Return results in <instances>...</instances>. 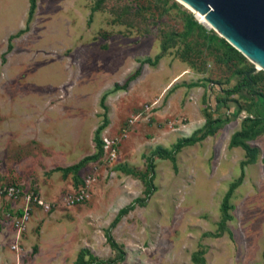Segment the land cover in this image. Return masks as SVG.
I'll use <instances>...</instances> for the list:
<instances>
[{"label":"rangeland","instance_id":"374dc122","mask_svg":"<svg viewBox=\"0 0 264 264\" xmlns=\"http://www.w3.org/2000/svg\"><path fill=\"white\" fill-rule=\"evenodd\" d=\"M28 9L0 0V264H264V72L176 0Z\"/></svg>","mask_w":264,"mask_h":264},{"label":"water","instance_id":"95a60500","mask_svg":"<svg viewBox=\"0 0 264 264\" xmlns=\"http://www.w3.org/2000/svg\"><path fill=\"white\" fill-rule=\"evenodd\" d=\"M200 14L221 38L264 72V0H176ZM256 66L259 70L256 69Z\"/></svg>","mask_w":264,"mask_h":264},{"label":"trees","instance_id":"16d2710c","mask_svg":"<svg viewBox=\"0 0 264 264\" xmlns=\"http://www.w3.org/2000/svg\"><path fill=\"white\" fill-rule=\"evenodd\" d=\"M36 1L37 0H28V3H29V9H28V15H27V24L31 21L34 13H35V10H36ZM217 34V33H216ZM166 50V49H164ZM160 56H158L157 58H155V60L153 61V63H156L158 61ZM147 62H151V61H147ZM138 72H136L133 76H131L130 78H128L126 80V82L121 86H116L115 89H125L128 84L137 76ZM245 82L248 83L249 82V79L245 76ZM104 100H105V96H103L100 100V105L102 108H104ZM192 139L190 138H186V139H182L181 141H179L176 145V148H175V151H178L180 150L184 145H186L187 143L191 142ZM245 151L246 153L248 154L249 153V156L250 158H254V154L253 153H250V149L249 147H245ZM252 152V151H251ZM162 156V154L160 155ZM164 156H170V154H164ZM81 166V163L77 164L76 166L74 167H70V168H67L63 171V174L64 175H67L68 173L70 172H76ZM238 182L231 185L224 197V200L222 202V209H223V212H224V217L225 218H228V215H227V210H228V200L230 198V195L231 193L234 191L235 187L237 186ZM135 204H141V200H136L135 202L129 204L128 206L122 208L119 212H118V215L114 218L113 220V225L118 223L121 219L122 216H124L125 214H127L130 210H132L134 208V205ZM107 235V239L109 240L110 244L113 246V247H116V245L110 241V237H109V234H106ZM119 259H123V254L120 253V256H119ZM80 261L82 264H85L83 263V260L82 258H80Z\"/></svg>","mask_w":264,"mask_h":264},{"label":"bare ground","instance_id":"6f19581e","mask_svg":"<svg viewBox=\"0 0 264 264\" xmlns=\"http://www.w3.org/2000/svg\"><path fill=\"white\" fill-rule=\"evenodd\" d=\"M195 15H196V17H197V19L199 20V22L202 24V25H204V26H206V27H208V28H211V29H213L205 20H204V18L200 15V14H198V13H194ZM214 31H215V29H213ZM216 33H218L217 31H215ZM219 34V33H218ZM220 35V34H219ZM256 69L257 70H259V68L256 66Z\"/></svg>","mask_w":264,"mask_h":264},{"label":"built area","instance_id":"2783aa9c","mask_svg":"<svg viewBox=\"0 0 264 264\" xmlns=\"http://www.w3.org/2000/svg\"><path fill=\"white\" fill-rule=\"evenodd\" d=\"M113 156V155H112Z\"/></svg>","mask_w":264,"mask_h":264}]
</instances>
